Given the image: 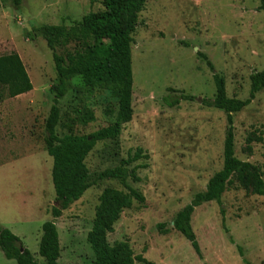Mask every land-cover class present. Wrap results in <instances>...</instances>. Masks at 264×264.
Instances as JSON below:
<instances>
[{
	"label": "rangeland",
	"instance_id": "1",
	"mask_svg": "<svg viewBox=\"0 0 264 264\" xmlns=\"http://www.w3.org/2000/svg\"><path fill=\"white\" fill-rule=\"evenodd\" d=\"M258 7V0H146L132 33V119L116 140L97 142L88 153L92 185L54 219L59 264L93 260L87 233L98 197L105 187L126 191L120 181L99 180L97 174L138 148L147 158L128 167L145 166L136 169L138 181L126 183L145 201L121 211L106 235L110 244L125 241L135 255L154 264H264V197L240 186L235 177L221 203H203L192 213L200 255L171 223L222 167L226 114L205 104L215 94L213 72L223 77L228 97L245 99L250 74L264 70V10ZM102 9L100 0H20L17 5L8 0L0 6V55L17 52L33 85L0 102V227L16 234L40 264L41 225L52 219L56 203L52 160L44 149L55 69L35 28L64 26L56 52L68 58L83 46L73 27L83 15ZM199 54L212 62L213 72ZM179 91L194 99L169 106ZM59 108L58 137L89 134L114 122L118 99L110 88L88 87L76 76ZM232 117L235 156L259 166L264 180V90ZM0 264L17 263L0 250Z\"/></svg>",
	"mask_w": 264,
	"mask_h": 264
},
{
	"label": "trees",
	"instance_id": "2",
	"mask_svg": "<svg viewBox=\"0 0 264 264\" xmlns=\"http://www.w3.org/2000/svg\"><path fill=\"white\" fill-rule=\"evenodd\" d=\"M12 1L17 5L20 0ZM258 1V8L264 10V0ZM7 2L8 0H0V6H7ZM100 2L102 10L83 15L73 27L80 33L83 46L68 58L56 52L57 42L66 34L64 26L42 25L35 28V33L45 40L51 51L55 69V81L49 87L51 104L44 120V149L52 160L51 181L56 203L51 207L52 219L41 225L38 253L44 260L42 264H59L60 243L54 219L92 185L85 163L86 156L97 142L116 140L123 126L131 121L133 115L132 33L138 23V13L146 0H100ZM86 38L92 41L88 42ZM199 56L213 72V64L207 56L205 54ZM76 76H80L88 87L110 88L118 99L117 115L113 123L89 134H66L58 137L55 129L60 118L59 100L67 93L71 80ZM212 79L215 94L213 98L205 99V104L223 110L226 114L222 167L208 179L204 190L194 194L190 202L178 210L172 220L173 228L189 241L197 255H200V248L191 226V216L197 206L210 201L221 203V195L232 177H235L243 188H251L254 194L264 197L261 168L235 156L232 117L233 113L247 106L256 93L264 90V70L253 71L250 74L249 94L245 99L228 97L224 79L218 73L213 72ZM32 88L33 85L19 54L11 51L0 55V102L5 98L29 92ZM179 93V97L166 100L169 106L178 103L179 100L194 99L192 95H186L181 91ZM141 158L145 159L147 155L138 148L118 165L98 172L99 180H118L124 184L126 191L105 187L100 193L92 227L87 233V242L94 258L86 264H135V261L154 264L140 254L135 255L127 242L116 241L110 244L106 238L124 208H130L134 201L144 204L143 194L126 183L129 178L133 181L139 180L136 169L144 167L145 164L131 168L128 165ZM220 211L222 213L223 209ZM221 220L224 225V217ZM0 250L5 258L15 260L17 264H40L23 246L20 238L4 227H0ZM238 252L242 255L240 246Z\"/></svg>",
	"mask_w": 264,
	"mask_h": 264
},
{
	"label": "crops",
	"instance_id": "3",
	"mask_svg": "<svg viewBox=\"0 0 264 264\" xmlns=\"http://www.w3.org/2000/svg\"><path fill=\"white\" fill-rule=\"evenodd\" d=\"M50 169H51V166H50ZM34 194H35V197H33V198L37 201V199H38V186H36ZM33 205H34V208H36V202H34Z\"/></svg>",
	"mask_w": 264,
	"mask_h": 264
},
{
	"label": "water",
	"instance_id": "4",
	"mask_svg": "<svg viewBox=\"0 0 264 264\" xmlns=\"http://www.w3.org/2000/svg\"><path fill=\"white\" fill-rule=\"evenodd\" d=\"M171 223H172V225H173V221H172Z\"/></svg>",
	"mask_w": 264,
	"mask_h": 264
}]
</instances>
